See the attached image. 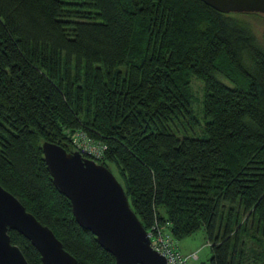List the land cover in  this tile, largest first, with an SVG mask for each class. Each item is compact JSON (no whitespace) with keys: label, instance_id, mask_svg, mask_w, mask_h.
I'll return each instance as SVG.
<instances>
[{"label":"trees","instance_id":"1","mask_svg":"<svg viewBox=\"0 0 264 264\" xmlns=\"http://www.w3.org/2000/svg\"><path fill=\"white\" fill-rule=\"evenodd\" d=\"M254 14L202 0H0V183L76 264H114L43 158L44 140L72 151L76 129L106 143L99 162L115 165L146 229L169 221L179 239L203 227L202 264H264V36ZM191 77L203 82L199 114ZM8 233L40 264L25 236Z\"/></svg>","mask_w":264,"mask_h":264},{"label":"water","instance_id":"2","mask_svg":"<svg viewBox=\"0 0 264 264\" xmlns=\"http://www.w3.org/2000/svg\"><path fill=\"white\" fill-rule=\"evenodd\" d=\"M202 1L220 12L264 13V0ZM41 149L55 187L70 200L75 220L114 256V264H166L165 257L149 244L146 228L122 184L104 163L49 140L42 141ZM8 229L31 242L40 254V264H76L52 229L0 183V264H29L11 242Z\"/></svg>","mask_w":264,"mask_h":264},{"label":"built area","instance_id":"3","mask_svg":"<svg viewBox=\"0 0 264 264\" xmlns=\"http://www.w3.org/2000/svg\"><path fill=\"white\" fill-rule=\"evenodd\" d=\"M72 137L75 142L73 150H78L82 155L96 162H99L103 157L106 149L104 141L88 135L82 129H76ZM146 231L149 244L165 257L166 264H188V255L179 248L169 221L158 222L155 220ZM192 256L196 257L197 254L192 253Z\"/></svg>","mask_w":264,"mask_h":264},{"label":"rangeland","instance_id":"4","mask_svg":"<svg viewBox=\"0 0 264 264\" xmlns=\"http://www.w3.org/2000/svg\"><path fill=\"white\" fill-rule=\"evenodd\" d=\"M254 13V12H253ZM256 14L251 15L248 17V19L253 23L255 31L258 33L259 37L264 36V13L255 12ZM190 85L192 92L195 96V99H197L194 102V108L196 112L199 114L201 110V99H202V92H203V82L202 80L191 77ZM199 121L202 122V116L199 115ZM188 129V128H187ZM197 129V128H196ZM201 132V131H200ZM190 134H192L191 130L189 131ZM200 134V133H199ZM198 135V134H197ZM111 170L113 173L117 176V168L114 164H109ZM163 212V209H160ZM179 248L184 252L189 247H192L194 249L195 254L198 256L188 257V264H202L203 261L208 260L210 254H211V248L210 244L207 240L206 233L203 227H199L197 230L193 231L189 235H185L183 237H180L177 239Z\"/></svg>","mask_w":264,"mask_h":264},{"label":"crops","instance_id":"5","mask_svg":"<svg viewBox=\"0 0 264 264\" xmlns=\"http://www.w3.org/2000/svg\"><path fill=\"white\" fill-rule=\"evenodd\" d=\"M182 251V250H181ZM194 252V249L192 247L187 248L186 251H184L185 254L188 255V257H192L191 254ZM198 256V255H197Z\"/></svg>","mask_w":264,"mask_h":264}]
</instances>
